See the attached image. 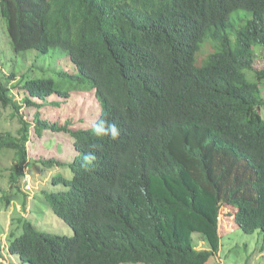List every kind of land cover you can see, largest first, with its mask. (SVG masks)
Returning <instances> with one entry per match:
<instances>
[{
	"label": "trees",
	"instance_id": "obj_1",
	"mask_svg": "<svg viewBox=\"0 0 264 264\" xmlns=\"http://www.w3.org/2000/svg\"><path fill=\"white\" fill-rule=\"evenodd\" d=\"M242 10L235 28L231 16ZM0 33L6 52L35 54L24 71V61L4 63L0 50L9 71L0 66V117L11 108L20 124L15 136L0 133V155L13 152L9 188L20 193L31 164V128L73 140L72 160L37 161L59 170L40 198L72 236L18 216L9 255L21 264H206L220 246L223 205L243 233L260 231L264 251V72L248 78L255 47L264 54V0H0ZM206 39L214 51L197 65ZM59 58L72 73L35 67ZM76 90L98 105L88 127L40 119L42 107L61 105L49 97L65 101ZM23 107L36 109L31 122L19 116ZM7 194L0 202L8 210ZM194 233L209 250H193Z\"/></svg>",
	"mask_w": 264,
	"mask_h": 264
},
{
	"label": "rangeland",
	"instance_id": "obj_2",
	"mask_svg": "<svg viewBox=\"0 0 264 264\" xmlns=\"http://www.w3.org/2000/svg\"><path fill=\"white\" fill-rule=\"evenodd\" d=\"M244 11H238L232 14L231 22L243 21ZM236 23L235 28H238ZM1 45L0 50L3 52L7 51L6 40L3 34L0 33ZM206 41V42H205ZM200 47L196 55L197 65L202 64L206 56L214 51L215 43L205 40ZM255 61L253 64L252 71L248 73V78H254L258 72H264V54L260 46H256L254 49ZM4 56V57H3ZM2 58L4 63L8 62L9 65L17 66L18 60L24 61V71L31 66L33 57L35 54H28L23 58L16 56L11 48L8 52L3 54ZM1 59V58H0ZM2 61L0 66H3L4 73H9L7 66H4ZM38 69H65L67 72L72 73L74 68L67 59L59 58L56 66L50 61L39 60L35 67ZM42 77L43 73L40 70H36L33 75ZM19 76V75H17ZM44 76H51L50 74ZM260 98L264 102V77L260 80ZM19 93L17 90H13L11 95L15 102H19ZM24 96V93H23ZM32 101H36L31 98ZM48 102H58L61 105L48 104L39 110L40 119L47 120L49 122L62 123L63 120L68 119L70 121V127L77 129L80 127H88L97 117L98 105L96 104L95 97L92 92H83L81 90L72 91L70 98L63 101L57 95L49 97ZM259 109L260 116L264 119V104ZM36 109L34 107H23L19 116H23L25 120L32 121ZM12 109L5 108L1 109L0 117V133H11L16 135L20 128L18 119L11 118ZM73 140L69 135L64 133H52L50 131H43L41 135H36L33 128L29 130V140L26 143V152L29 162V168L24 170L26 174L19 182L20 193L15 195V189H10L7 182V169L13 163V152H4L0 155V199L2 192L8 191L10 198V206L7 210L3 202H0V242L2 246L0 264H6L9 261L14 264H19L18 258L11 256L7 253V239L9 232L16 227L12 224L18 216L27 217L30 221H36L40 229L54 235H65L67 237L72 236V230L68 225L63 223L60 219L53 216L49 207L44 204L43 199L40 198V192L43 189L51 190L50 176L54 173L59 172L58 169L44 170L37 161L55 159L58 162L70 161L73 158L72 149ZM35 162V164H32ZM34 165L39 167L34 170ZM36 197L34 198V196ZM24 196L27 197L26 201L29 204L24 210L21 206V201ZM33 202L31 199H33ZM234 209L230 206L223 205L219 211V223L218 233L220 236V246L217 252L210 257L206 264H264V251L260 250L262 243V236L260 231H255L252 234H245L238 229L234 222ZM192 248L194 251L209 250V246L205 241L202 240L198 233H194L191 237ZM19 262V263H18ZM21 264V263H20ZM129 264V263H124Z\"/></svg>",
	"mask_w": 264,
	"mask_h": 264
},
{
	"label": "clouds",
	"instance_id": "obj_3",
	"mask_svg": "<svg viewBox=\"0 0 264 264\" xmlns=\"http://www.w3.org/2000/svg\"><path fill=\"white\" fill-rule=\"evenodd\" d=\"M109 128H110V131L112 132L113 136L118 134L114 125L109 126ZM95 131L97 132V134H99L101 131H103V122H101V125L97 129H95Z\"/></svg>",
	"mask_w": 264,
	"mask_h": 264
}]
</instances>
